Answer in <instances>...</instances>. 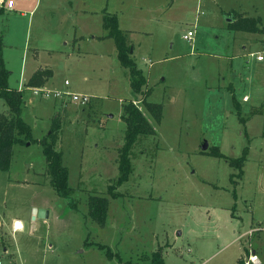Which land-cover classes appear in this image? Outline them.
Instances as JSON below:
<instances>
[{
	"label": "rangeland",
	"instance_id": "1",
	"mask_svg": "<svg viewBox=\"0 0 264 264\" xmlns=\"http://www.w3.org/2000/svg\"><path fill=\"white\" fill-rule=\"evenodd\" d=\"M34 5V0L18 2L24 15L0 12L10 89L21 84L20 68L24 72L31 48L45 32H56L61 40L73 14L95 30L96 14L91 18L89 12H124L121 28L134 30L127 44L151 90L147 102L162 105V116L156 123L132 93L113 41L104 65L88 44L85 62L62 67L57 60L55 82L67 80L93 100L83 107L65 98L60 107L28 89L21 117L37 142L58 120L56 150L62 152L72 193H56L40 143L16 145L10 170L0 171L2 263L145 264L161 248L165 264H235L240 257L245 263L252 251L258 262L251 264H264V61L249 58L251 52L264 56V33L230 31L224 14L261 17L264 28V0H41L30 16ZM133 11L138 13L129 22ZM63 18L68 22L61 23ZM189 30L195 31L192 43L183 40ZM129 101L155 134L137 140L132 175L115 187L120 196L114 199L108 188L119 174L126 129L121 115ZM2 114L9 115V108L1 98ZM212 147L228 159L240 158L247 147L241 177L226 159L209 154ZM96 195L109 199L103 227L88 216L89 197ZM33 210L47 216L34 220ZM12 219L21 220L23 230L12 233Z\"/></svg>",
	"mask_w": 264,
	"mask_h": 264
},
{
	"label": "trees",
	"instance_id": "2",
	"mask_svg": "<svg viewBox=\"0 0 264 264\" xmlns=\"http://www.w3.org/2000/svg\"><path fill=\"white\" fill-rule=\"evenodd\" d=\"M102 28L107 32L106 38L113 39L115 50H117V60L121 68L128 71L130 76L129 87L132 89L134 96L141 97V103L144 105L146 111L151 115L156 123H159L162 116V105L147 102L151 90H146L147 79L143 71L137 67L136 61L133 57L134 49L127 44V32L119 28L118 17L114 13L103 12ZM227 21V29L233 32H246L250 34L264 33V28L261 26L260 17H248L234 11L224 13ZM10 72L7 71L0 48V99L2 98L9 108V115L2 114L0 116V171H9L11 168V159L13 149L16 145H24L26 143L34 142L32 138V129L22 119L24 96L26 90L30 88L42 87L44 83L52 78V72L49 70H39L35 73L25 84L21 90L10 89L8 86ZM233 102L235 103L234 96ZM238 107L239 104L235 103ZM239 115V113H238ZM240 117V116H239ZM123 123L126 125L124 146L119 151L118 156V177L114 186L108 188L109 194L112 198H118L120 194L114 192L115 187L121 186L129 181L133 172L132 166V149L141 137H150L155 134V129L151 123L145 118L139 106L135 105L133 101H129L123 109L121 115ZM242 123L244 119L240 120ZM52 129L49 133L39 140L43 147V154L47 163V175L50 177L56 193L61 196H70L72 188L68 183V169L62 163V152L56 150L57 140L61 125L58 120L53 119ZM247 147L243 149V154L238 159H228L224 157L218 147H212L209 154L213 157L226 159L228 163L239 170L238 177L242 175V166L247 160ZM203 153V152H202ZM109 199L103 196H90L88 203V216L92 221L100 226H105L108 219ZM93 245L92 243H87ZM96 246L105 251L109 259L114 258V254L110 248L103 244L97 243ZM245 251V250H244ZM248 252V251H245ZM149 261L145 264H165L161 248L154 251ZM236 264H244L240 258Z\"/></svg>",
	"mask_w": 264,
	"mask_h": 264
},
{
	"label": "crops",
	"instance_id": "3",
	"mask_svg": "<svg viewBox=\"0 0 264 264\" xmlns=\"http://www.w3.org/2000/svg\"><path fill=\"white\" fill-rule=\"evenodd\" d=\"M29 1H32V0H29ZM34 1H35L34 7L29 10V14L28 15H30V16H32V14L36 10L37 6L40 5V3H41V0H34ZM69 3H71L70 5L72 7V5H73L72 1H70ZM11 12H18V13H20V15H24L25 14V12H21L19 10L18 3L15 5L14 10L11 11ZM82 13L83 14H88V12H86V11H84ZM110 13H114V14L117 15L119 28L122 31H125L128 34H131V33L134 32V30L132 28H129L127 30L121 28V19H122V16L124 17L126 15V13H124V12H110ZM133 13L134 14L138 13V11H133L132 14L131 13L129 14V18H128L129 22H130V16L133 17ZM240 13H243V12H240ZM83 14H80V15H83ZM94 14H96V17L94 18V22H95V26H96L95 30H93V29L89 30V28L91 29V27L89 25L87 27V25L83 24V22L81 20L75 19L76 16H75V14H73L72 15L73 18L72 17L69 18L71 21L69 20V25L67 27L68 28L67 32L61 33L62 35H64V37L61 40H57L56 39L58 37V33L55 34L56 32L55 33L45 32L46 33L45 38L42 39L39 42L37 41L35 47L31 48L32 49L31 50V52H32L31 56L32 57L30 58V60L28 62L26 61L27 64H25L24 72L22 70V67L20 68L21 72H20V77L19 78L21 79V84L19 82V85H17L16 89H18L19 87L21 88L22 86H24L28 82V80L35 73H37V71H39V70H43V71L49 70V71L52 72V78H50L49 80H47L44 83V85L46 86L45 87L43 85L44 88L52 90V91L63 90V91H70L73 94L81 93V94L88 95L86 92L81 91L79 88H73L71 82H68L69 84H68V86L65 89L64 88V82L67 81V80H64L62 85L61 84H57V82H55L56 72H55L54 68H56V66H58V61L57 60H59V59L62 60V62H64V65L62 67L68 66L70 64H74V62L76 64L85 62L84 60L87 59L88 54H89V53H85V51H84V45L85 44H88L89 46H91L92 49H89L90 52L91 53L93 52L96 56L100 57L102 64L103 65L105 64V57L108 58V55H109V52H108L109 50L108 49L112 47L111 46V41H113V39L112 38L111 39L106 38L107 32H105L103 30V28H102V22H103L104 13H93L92 11L89 12V15H90L91 18H92V16ZM61 15H70V14L65 13V14H61ZM243 15L247 16L244 13H243ZM65 20L68 22V19H64V18L61 19L60 21H61V23H64ZM47 36H48V38H47ZM49 38H51L50 41H49L50 44H48V39ZM59 42H60L61 46H59V44H58ZM113 44H114V41H113ZM101 47L106 48V49H103L104 50L103 51V50L100 49ZM114 47H115V45H114ZM69 48H70V50L72 52L64 51L65 49L68 50ZM75 49H76V51H78V53H75V51H74ZM134 51H135V49H134ZM251 53H253V52H251ZM43 59H45V60L43 61ZM108 62L109 61L107 60V63ZM84 80L86 81V78H84ZM82 90H84V88H82ZM88 96L90 97V99L93 100V96L92 95L89 94ZM54 103H55L56 106L57 105L58 106L62 105L61 104L62 102L60 100L57 101V99L55 100ZM60 107H62V106H60ZM46 216H47V213H46ZM12 220L13 221H12L11 226H10L11 230H12V233H14L16 231L23 230V226L24 225H23V222L21 220H19V219H12ZM17 223L21 224V228L15 227V225ZM5 227H7V225H5ZM3 230L4 229H3L2 224L0 222V233L4 232ZM4 251H6V249H4ZM252 252H253V255H256L255 251H252ZM257 258H258V256H257Z\"/></svg>",
	"mask_w": 264,
	"mask_h": 264
},
{
	"label": "built area",
	"instance_id": "4",
	"mask_svg": "<svg viewBox=\"0 0 264 264\" xmlns=\"http://www.w3.org/2000/svg\"><path fill=\"white\" fill-rule=\"evenodd\" d=\"M29 0H0V11H8L11 12L14 10L15 5L18 2H27ZM194 34L195 31L194 30H189L184 36H183V40L185 41H189L190 43H192L194 41ZM250 58H254L258 63H260L261 61H264V56L261 54H257L255 55L254 53L250 54ZM68 81L64 82V86L67 87L68 86ZM31 91L33 92L34 95H38L40 94V96H43L45 98H53V99H58V100H63L65 98H68L72 103H76L80 106H85L86 104H88L90 97L88 95L85 94H81V93H71L70 91H63V90H56V91H52L49 89L42 87H38V88H30ZM258 262V258L256 255L250 254L249 257L247 258V260L245 261L244 264H251V263H257ZM0 264H3L2 261L0 260Z\"/></svg>",
	"mask_w": 264,
	"mask_h": 264
},
{
	"label": "water",
	"instance_id": "5",
	"mask_svg": "<svg viewBox=\"0 0 264 264\" xmlns=\"http://www.w3.org/2000/svg\"><path fill=\"white\" fill-rule=\"evenodd\" d=\"M208 146L209 144L207 142L204 143V145L201 147V150L205 152ZM36 216L41 219L46 216V213L44 212V210H41V211L33 210L32 218L35 219Z\"/></svg>",
	"mask_w": 264,
	"mask_h": 264
},
{
	"label": "bare ground",
	"instance_id": "6",
	"mask_svg": "<svg viewBox=\"0 0 264 264\" xmlns=\"http://www.w3.org/2000/svg\"><path fill=\"white\" fill-rule=\"evenodd\" d=\"M17 224H19V225H20V227H19V228H21V224H20V223H17ZM17 224H16V225H17ZM16 225H15V227H16Z\"/></svg>",
	"mask_w": 264,
	"mask_h": 264
},
{
	"label": "clouds",
	"instance_id": "7",
	"mask_svg": "<svg viewBox=\"0 0 264 264\" xmlns=\"http://www.w3.org/2000/svg\"><path fill=\"white\" fill-rule=\"evenodd\" d=\"M16 227H17V228H19V227H20V225H19V224H17V225H16Z\"/></svg>",
	"mask_w": 264,
	"mask_h": 264
}]
</instances>
